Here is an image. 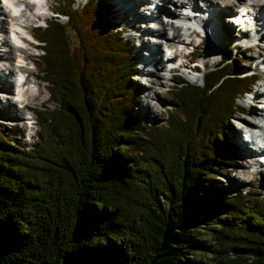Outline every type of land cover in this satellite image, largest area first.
I'll return each instance as SVG.
<instances>
[{"label":"trees","instance_id":"1","mask_svg":"<svg viewBox=\"0 0 264 264\" xmlns=\"http://www.w3.org/2000/svg\"><path fill=\"white\" fill-rule=\"evenodd\" d=\"M57 8L65 21L35 28L56 105L36 109L32 143L0 128V264H197L200 218L218 223L213 264H264V192L212 183L241 155L225 128L256 82L243 54L229 46L201 82L179 73L151 123L134 111L133 40L113 1Z\"/></svg>","mask_w":264,"mask_h":264},{"label":"rangeland","instance_id":"2","mask_svg":"<svg viewBox=\"0 0 264 264\" xmlns=\"http://www.w3.org/2000/svg\"><path fill=\"white\" fill-rule=\"evenodd\" d=\"M50 1H52V2H50ZM50 1H48V4L50 3L49 5H52L54 7L57 0H50ZM76 1L79 3V2H84L85 0H76ZM224 1L227 4V8H229V10H232L230 8L231 5H233L232 8L237 7V6H235V4H232L234 0H224ZM125 2H127L126 9L124 11L119 10L116 15L118 17L119 22H121V20H122V22H121L122 27L128 26V28H130V31H126L124 34L130 35L131 38L133 39V50L132 51H134V49L137 46H139V47H141V49L138 48V51H139L138 55L142 56L143 55L142 51H143V49H146V46H142V43L144 42V34L140 33V31H141L140 29H137V28L141 27V25H139L141 23V19L133 15L136 11H134V13L131 12V9L135 8L136 5H130V3H131L130 0H126ZM134 2H135V0L132 3H134ZM198 3L201 4L202 1L198 0ZM162 4H165V3H163V1H161V6H163ZM167 5H170V3H167ZM171 6H172V4L170 5V10H171ZM140 7L141 6H139L138 8H140ZM141 9L148 10L147 8H143V7H141ZM159 12L161 13L162 11H159ZM157 15H158V13H157ZM130 17L132 18V20L129 21L128 19ZM5 18H6V16L3 17L2 24H4V21L6 20ZM60 19L64 20L65 18L60 17ZM151 24L154 25V23H151ZM143 26H145L144 23H143ZM168 27H169V25L166 24V30ZM5 28H6V26L3 27V30L1 29V35L6 32ZM5 36H6V34H5ZM184 36L190 37L187 34H185ZM223 37H224V35H223ZM229 37L231 38V36H229ZM152 38L156 39L155 32H153L151 34H147L145 36L146 42L148 40H152ZM198 39H199L198 37L194 36L193 41L196 42V41H198ZM225 40L226 39L223 38L222 41H225ZM226 41L232 43L233 39H227ZM157 42H159V44H157L156 47H157V50L159 51L161 48L160 41L157 40ZM0 46H3V50L0 51V64H2V63L4 64V62L6 63V57L9 56L10 51H9V47H4V46H7L6 43H4L2 45L0 43ZM236 46H237V48L233 52L234 53H242L243 52L244 57L246 58L247 65L251 69H254L253 68V66L255 64L254 61H256L257 58L259 59L261 57V56H259V52L257 50H255L253 47H251L247 51V50H242L241 46H239V45H236ZM5 48L6 49L8 48L7 52H5ZM10 49H11V52H10L11 58L10 59L12 62V56H13L12 47ZM206 50H207V48H205V51ZM26 52H24L26 58L30 59L32 57V53H34L36 55V52L39 53V50L33 49V50L29 51L28 53H26ZM179 56H181V55H179ZM183 57H185V55ZM183 57H181V58L179 57V59L182 60ZM196 59H197V63L200 64L201 66H202V62L204 60H206L207 66L213 65L214 61L216 59H218V53H215L214 57H207L205 54H202L200 57H198ZM13 62H14V58H13ZM135 64L139 65V60L138 61L136 60ZM2 67H4V68L0 69V73L5 72V70L7 69V66L3 65ZM10 68L11 67L9 66V69ZM161 68H163V64L159 65L158 70H156L157 75L159 76V78H161L160 83H157V82L152 83V81L155 79L154 76H153V80L151 79L152 81H150L149 80L150 78H148V77H147L148 80H146L145 79L146 76H144V75L135 74V76H134V78L138 81L139 87H140L139 97H138L139 98L138 105H136L135 109H134V111L140 115L139 119H141L142 116L146 115V117H148V119L150 121L158 122L159 120L162 119V113H160V112L161 111L165 112V108H169L171 106L170 98L168 95L169 93L166 91L167 88H169V86L171 84V79H169V78H167L161 74V71H160ZM154 72L155 71H151L149 73L154 74ZM177 72H182L184 74L182 76H184V77H187V76L191 77L192 76V74L190 72H187V70L184 67L182 69H178ZM2 76H3V74L0 76V87L1 88H7L4 86H1V84L5 85V83H3V81H2L3 80ZM197 76L198 77L195 80H193L192 82H200L201 81V73H197ZM263 78H264V75H261L260 79L254 83V85L252 86V89H253L252 92L244 94L241 97L237 98V103L239 105L244 106L245 110L243 112L242 111L235 112L234 116L232 118H230L229 124H228V127L229 126H232V127L230 129H228L226 127L225 130L228 133L229 140L232 142V146L235 147L236 149H238L239 152L241 153V155L237 158V160H235V164H236L235 167H230L227 170L219 168L218 171L214 172L215 176H213V178H212L213 179L212 183H213V186H215L217 188L218 187H226V188H228V187H233V188L243 187V188H245V187H248L251 185L254 186V184H258V186L260 188H264V185H263V183H264V170H254L253 171L250 168L248 169V164L253 160V155L251 156L249 154V147L248 146L245 145L244 148H242V144H244V142L246 140L244 138L245 140L243 141L242 136L246 137V132H245V129L243 126L238 128L240 126V124H237V122H236V121H240V123L241 122L244 123V117L242 115L248 117V114L250 113V107L248 105L249 102H247V101H251V98L253 100V97H254L253 92H255L256 89L260 88L261 85H262V87H264V79ZM159 80L160 79H157V81H159ZM39 82L41 83L39 85V87L37 84H34L33 82L28 84L30 87V90L33 91L36 95H38V98L33 101L34 105L39 107L40 109H46V108L54 107L56 105V101L52 97L48 98V95L50 93H49V90H47L46 83L44 81H41V80ZM6 84H8V82ZM9 95H10V93H9ZM5 96H7V94L3 93V91L0 90V128L10 129L11 127H17V131L14 133V135L16 137H19V134L21 133L23 135V139H22L23 141H25L26 143H32V141L34 140V138L37 134L38 123L32 124L29 128L27 127L26 129L23 130V132H21L20 129L22 127H20V126H21V122H22L21 120L22 119L19 117L14 122L13 120H11L8 117L9 116L8 111L10 112L11 110H9V109L10 108L12 109V107H10V108L8 107L9 109L3 107V106H5V104H3L2 99ZM15 102H17V101H15ZM17 104L21 105V103H19V102H17ZM259 105L264 106V104H261V103H259ZM17 113H19V115L21 116V111H17ZM22 115H25V110H22ZM239 129H241V130H239ZM30 131L32 132L31 135H29ZM252 132L255 133L254 131H252ZM241 133L243 134L242 136L240 135ZM258 133H260L261 136H264L263 131H261V132L259 131ZM261 141H264V139L261 138ZM251 143L252 142H249L248 144H251ZM250 149H251V147H250ZM217 226H218V223L214 219H212V220L211 219H204V218L199 219V226H198L200 228L199 235L202 238V240L205 242V245L202 249H198V250L195 249L194 250V254H195V257L197 260V262H196L197 264H213V261H214L213 255H214L216 247H215L214 239L212 237H213V233L215 232Z\"/></svg>","mask_w":264,"mask_h":264},{"label":"bare ground","instance_id":"3","mask_svg":"<svg viewBox=\"0 0 264 264\" xmlns=\"http://www.w3.org/2000/svg\"><path fill=\"white\" fill-rule=\"evenodd\" d=\"M47 4L48 1L50 0H46ZM131 3L134 0H130ZM161 1H163L162 4L163 6H161ZM203 3L206 4V6L208 7V11L209 13H212V20H210V17L204 22V26H208L210 25V33L207 34V37L209 36H214V37H219L220 33H223L224 35V39H230L229 36H231V38H234L241 33L242 37H245L248 35V31L247 30H243L240 32V29H238V24L240 23H235L234 20L232 19L231 16H224V14L226 12L228 13H237L238 12V8H232L233 5H231V9L229 10V8H227V4L225 3L224 0H201ZM51 2V1H50ZM152 2V0H135L134 3H130V5H136L135 8L131 9V12L134 13V11H136L133 15L142 19L144 16V9H141V7H143L144 5H150ZM167 3L173 4L175 6V8L179 9L182 7H186L187 5H193L194 7H196V9L201 10L203 7L200 6L198 4V0H155V9L157 11H162L164 13H166L167 15L170 16H177L180 15V13L178 12H172L169 8V6L167 5ZM50 4V3H49ZM48 4V5H49ZM142 4V6H141ZM232 4H235V6H239L241 5V10L244 9H248V15L246 16L247 20H249V22H253V24L255 25V29L256 31L259 32V38L257 39V41H255L253 43V48L255 50H257L260 53V56L263 57L264 59V0H234ZM7 5H10V3L5 4L4 1L0 0V43L1 45L6 43L7 46L4 47H9V51L11 52V47L13 50V56H12V62H11V55L9 52V56L6 57V63L4 62V64H0V69H3L4 66H7V69L5 70V72L0 73V76L3 74L2 76V81L3 83H5L4 87L7 88H1L0 90L3 91V93L7 94V96H5L2 100H3V104H5V102H7L5 104V108H10L12 107V109L8 108L9 110H11L9 113V118L11 120H13L15 122V120L17 118H21L22 122H21V126L22 127L20 129L21 132H23L24 129H26L28 127V125L24 122L26 116L22 115V110H28L31 113H36L37 110L39 109L37 106L34 105L33 101L35 99L38 98V95H36L33 91L29 90V93H27V96L25 98V102L22 105H18L17 102H15L14 98H13V82H12V76L14 71H16V61L15 58L16 56H21L25 59V53H28L29 50L25 47L21 48L19 52L16 51V47L15 44L12 43V41H10L9 37L10 35L9 30L12 28H20L23 31L25 30H31L30 26H28L29 24V20H32L30 18H32V16H30V13L27 12L26 10L21 11L19 14L14 15L11 13V11H9L10 9L7 7ZM50 6V5H49ZM139 6H141L140 8H138ZM165 6V7H164ZM164 7V8H163ZM229 7V6H228ZM144 8V7H143ZM234 15V14H233ZM6 16V20L4 21V24H2L3 21V17ZM151 17L152 20L150 21H160L161 24L159 27L157 28H150L149 25H145V26H141L140 28V33L144 34V42L142 43V46H146V49H149V53L147 55V57L143 58V62L145 64H153L155 66V69L152 71H155L154 74H150L148 72V74L146 75L148 78H150L149 80L152 81L153 80V76H154V80L152 81V83H160L161 78H159V76L157 75V71L158 70V66L162 65L164 66V58L162 57V47L160 48V50H157V44H159V42L157 41H153L152 40H148L146 42L145 40V36L147 34H151L153 32H155L156 35H158L160 38H165L166 39V43L168 44H175L174 38L173 36H169L167 34V30L170 29V27L167 28L166 30V24L170 26V24L172 25V23H169L168 21H163L162 16L156 15L153 11L151 13ZM227 19V20H226ZM129 21L132 20V18L130 17L128 19ZM210 23V24H209ZM227 23V24H226ZM247 22H244V25H246ZM6 26L5 28V33H3L1 35V29L3 30V27ZM149 30V31H148ZM144 31V32H143ZM6 34V36H5ZM136 34V33H135ZM190 34H193L194 36H200L199 32L197 30H192L190 32ZM231 34V35H230ZM221 35V34H220ZM133 36V35H132ZM129 39V38H128ZM149 39V38H148ZM215 43V41H214ZM141 49V47H139ZM3 50V46H0V51ZM8 51V48H5V52ZM137 53H139V51L137 50ZM31 54V53H30ZM3 55V54H2ZM1 55V56H2ZM176 54H172L171 57H174ZM254 55V54H253ZM256 55V54H255ZM142 56H145L144 54ZM139 56V57H142ZM183 57V56H181ZM180 57V58H181ZM13 58H14V62H13ZM29 60H34L33 56L29 59ZM9 66L11 67L9 69ZM161 67V66H160ZM27 75L31 76V80L34 84H37L38 87L41 84L37 78H39V74L40 72L38 71H26ZM146 74V73H144ZM160 79L159 81H157V79ZM152 79V80H151ZM37 81V82H36ZM8 82V84H6ZM47 87V86H46ZM154 92V91H153ZM10 93V95H9ZM152 93V92H151ZM254 97L253 100L251 98V101H247L249 102L248 105L250 107V113L247 116H244V123H240V121H236L237 124H240V127H244L245 132H246V137L242 136L243 134L241 133L240 135L242 136V140L245 142L244 144H242V148H244V146H248L249 147V154L252 156L253 155V160L248 164V169L250 168L252 169L253 164H255V160H256V156L254 153V149H253V144L256 143V141L259 138H264V136H261L260 133H258L259 131H263L264 132V106L263 105H259V103L264 104V87H262V85L260 86V88L256 89L255 92H253ZM258 102V103H257ZM145 105V104H144ZM151 106V105H150ZM17 111H21V116L19 115V113H17ZM254 114V115H253ZM14 129H17V127H13ZM257 128V129H256ZM241 130V129H239ZM251 130V131H250ZM258 132H256V131ZM252 131H254L255 133H253ZM245 138V139H244ZM252 142L251 144H248L249 142ZM251 147V149H250ZM254 171V170H253ZM251 172V171H250ZM253 173V172H252Z\"/></svg>","mask_w":264,"mask_h":264}]
</instances>
